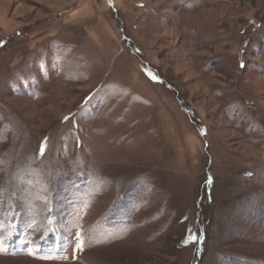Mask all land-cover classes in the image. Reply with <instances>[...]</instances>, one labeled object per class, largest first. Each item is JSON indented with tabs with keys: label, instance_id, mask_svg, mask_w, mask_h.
<instances>
[{
	"label": "rangeland",
	"instance_id": "1",
	"mask_svg": "<svg viewBox=\"0 0 264 264\" xmlns=\"http://www.w3.org/2000/svg\"><path fill=\"white\" fill-rule=\"evenodd\" d=\"M0 264H264V0H0Z\"/></svg>",
	"mask_w": 264,
	"mask_h": 264
},
{
	"label": "snow or ice",
	"instance_id": "2",
	"mask_svg": "<svg viewBox=\"0 0 264 264\" xmlns=\"http://www.w3.org/2000/svg\"><path fill=\"white\" fill-rule=\"evenodd\" d=\"M192 239H197V237L193 236ZM78 246H79V247H82V241H81L80 245H78ZM42 258H43V259H52V258H54V257H52V256H45V257H42Z\"/></svg>",
	"mask_w": 264,
	"mask_h": 264
}]
</instances>
